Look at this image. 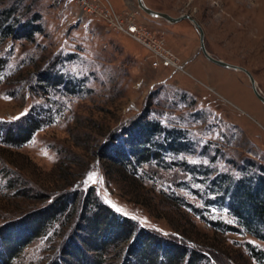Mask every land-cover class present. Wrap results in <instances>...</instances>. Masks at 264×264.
Masks as SVG:
<instances>
[{
	"label": "rangeland",
	"instance_id": "obj_1",
	"mask_svg": "<svg viewBox=\"0 0 264 264\" xmlns=\"http://www.w3.org/2000/svg\"><path fill=\"white\" fill-rule=\"evenodd\" d=\"M93 1L103 13L88 12L79 0H21L18 24L38 14L39 29L9 36V44L0 31V230L60 195L72 200L64 199L57 218L0 264H52L65 234L86 222L88 186L120 215L200 250L198 264H264L253 255L264 252V240L237 223L216 189H207L209 178L264 170V102L249 77L207 58L187 18L150 15L137 0ZM143 1L173 16L191 14L209 53L246 67L264 94V0ZM131 23L136 33L126 31ZM153 39L175 55V64H154ZM57 57L56 68L79 81L72 91L42 86L47 63ZM31 115L42 124L29 139L8 141L7 131L15 136ZM140 115L180 131L185 150L167 149L164 163L146 161L136 170L111 163L110 135L120 143ZM120 245L107 247L103 264L137 262L128 243ZM4 247L0 236L3 254Z\"/></svg>",
	"mask_w": 264,
	"mask_h": 264
},
{
	"label": "trees",
	"instance_id": "obj_2",
	"mask_svg": "<svg viewBox=\"0 0 264 264\" xmlns=\"http://www.w3.org/2000/svg\"><path fill=\"white\" fill-rule=\"evenodd\" d=\"M20 1L11 0L9 6L0 8V31L7 44L11 42L9 36H21L25 29L28 32L24 34L25 37H30L33 31L39 29V25L35 23L39 17L38 14L18 24ZM60 59L61 57H57L47 63L46 71L43 72V77L40 79L42 86L57 88L59 85H64L65 88L72 91L75 88L73 85L79 81L67 77L65 75L67 73L56 68ZM41 124L42 119L31 115L26 119L24 126L18 127L15 136L9 129L6 139L16 144L22 143L28 140L32 132ZM124 129L120 143H115L113 134L110 135L108 143H106V156L111 163H120L125 166L130 164L133 170H136V167H139L142 162H163L167 149L177 153L187 147V144L181 139L180 131L167 128L159 121L149 119L144 115L133 119ZM162 134L163 139L160 138ZM207 172L206 169L203 173ZM209 180L211 181L207 189L218 191V198L221 199V202H226L229 210L236 217L237 223L242 225L246 231L264 240V170L262 172L256 170L251 173L250 171L246 172L236 180H233V177L229 180L228 175L225 174L209 178ZM86 190L83 200L85 211L82 213V218L86 222L84 225L80 224L71 236L69 232L65 234L66 243L60 248V254L58 253L59 255L52 264H90L87 257L89 251L96 253L92 254L93 264H103V254L107 247L112 244L117 249H121L120 244L124 242L128 243L129 250L134 253L137 259L135 264H180L184 259H186L185 264H198L201 252L194 246L190 247L178 240H167L168 238L163 235L140 226L137 220L120 215L119 212L102 201L96 188L88 186ZM64 199L71 200L68 196L66 198L60 195L46 206L19 218L20 220L4 223L0 230V236L6 253L3 254L0 251V263H7L9 257L17 254L18 248L26 244L30 238L43 232L46 224L56 219L57 213L64 210L66 206ZM69 214H73V212L70 211ZM74 222L77 223V220ZM220 223L225 227L234 228L222 220L219 221ZM83 230L85 234H83ZM181 237L186 240L183 234ZM263 253V250H259L253 255L259 256L258 260L263 261Z\"/></svg>",
	"mask_w": 264,
	"mask_h": 264
},
{
	"label": "water",
	"instance_id": "obj_3",
	"mask_svg": "<svg viewBox=\"0 0 264 264\" xmlns=\"http://www.w3.org/2000/svg\"><path fill=\"white\" fill-rule=\"evenodd\" d=\"M138 5L144 10L146 11L148 14L153 15V16H160L165 18L166 20L170 21V22H175L178 21L180 19L183 18H187L189 19L198 29L199 32V39H200V48L201 51L204 53V55L209 58L210 60H212L213 62L220 64L222 66L225 67H230V68H234V69H241L243 70L247 76L249 77L252 89L255 93V95L262 101L264 102V94L262 93V91L259 89V87L257 86V82L253 76V74L251 73L250 70H248L246 67L238 65V64H234V63H230L222 58H218L215 57L214 55L210 54L209 51L206 49L205 46V42H204V31L202 26L199 24V22L189 13H182L180 15L177 16H173L165 11L162 10H157L154 9L150 6H148L147 4H145V2L143 0H137Z\"/></svg>",
	"mask_w": 264,
	"mask_h": 264
},
{
	"label": "built area",
	"instance_id": "obj_4",
	"mask_svg": "<svg viewBox=\"0 0 264 264\" xmlns=\"http://www.w3.org/2000/svg\"><path fill=\"white\" fill-rule=\"evenodd\" d=\"M79 1H80V5H82L84 9H87V11L92 14H94L93 12H96V13L104 12L102 8L95 5L93 0H79ZM116 21H117V26H119V28H124L119 18H116ZM137 30H138V26L134 23H131V25H128V27L126 28V31H132L135 33L137 32ZM138 39H140V37ZM152 43H153L152 49L156 53V56H157L156 60H154V64H158L159 62L160 64L162 63L163 65L175 64V61H174L175 55L168 49H165L164 47H162L159 40L153 39Z\"/></svg>",
	"mask_w": 264,
	"mask_h": 264
},
{
	"label": "snow or ice",
	"instance_id": "obj_5",
	"mask_svg": "<svg viewBox=\"0 0 264 264\" xmlns=\"http://www.w3.org/2000/svg\"><path fill=\"white\" fill-rule=\"evenodd\" d=\"M91 178V177H90Z\"/></svg>",
	"mask_w": 264,
	"mask_h": 264
}]
</instances>
